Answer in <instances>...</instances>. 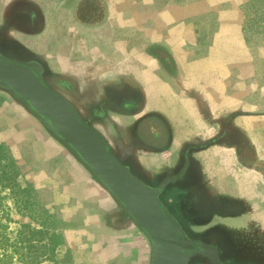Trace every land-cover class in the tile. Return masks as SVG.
Listing matches in <instances>:
<instances>
[{
	"label": "rangeland",
	"instance_id": "1",
	"mask_svg": "<svg viewBox=\"0 0 264 264\" xmlns=\"http://www.w3.org/2000/svg\"><path fill=\"white\" fill-rule=\"evenodd\" d=\"M0 35L52 54L50 85L147 180L169 166L131 143L181 149L162 201L188 232H212L228 262L264 264V0H0ZM180 94L186 113H169ZM130 108L131 143L119 114ZM150 252L87 167L0 88V264H150Z\"/></svg>",
	"mask_w": 264,
	"mask_h": 264
},
{
	"label": "water",
	"instance_id": "2",
	"mask_svg": "<svg viewBox=\"0 0 264 264\" xmlns=\"http://www.w3.org/2000/svg\"><path fill=\"white\" fill-rule=\"evenodd\" d=\"M0 88L33 113L79 159L150 243V264H189L186 248L155 189L127 170L105 137L31 64L0 54Z\"/></svg>",
	"mask_w": 264,
	"mask_h": 264
},
{
	"label": "flooded vegetation",
	"instance_id": "3",
	"mask_svg": "<svg viewBox=\"0 0 264 264\" xmlns=\"http://www.w3.org/2000/svg\"><path fill=\"white\" fill-rule=\"evenodd\" d=\"M11 18H14V17L12 16ZM10 19L9 18L5 19L6 20L5 23L7 24L10 21ZM0 40L1 41L4 40L3 41L4 51L0 50L1 55L5 57H9V58L19 59L21 61L31 64V66L37 69L39 75L43 78V80H45V82H47L50 85L52 75H50L48 72L50 68H52L55 65V61H54L52 54L47 53L41 56L39 51L36 49V47H34L33 44H29V43L21 42V41L15 42L13 40L5 41L4 35H0ZM17 47H18V51L14 52V49ZM75 60H78V57H75ZM80 117L86 122H88V120L85 119L83 116L80 115ZM122 136H125L126 139H128V141H130L131 143V139L129 135H127V133L125 135L121 133V138ZM133 147L138 148L137 146H133ZM114 155L117 157V159H119V161L122 164H124L127 167V170L130 173H132L133 175L141 179L146 185L154 188L155 193L160 199H161V192L163 191V188L170 181L175 182L178 179V176L180 174L178 173V175H175L169 170V172L166 173L168 174V176H166V179L164 180L159 179V174L161 173H155L153 177L151 178V180H147L141 173H139L136 169L132 168L126 159L121 158L116 154ZM162 203L165 209L167 210V213L173 216L174 218L173 224L177 230L178 236L182 240L189 241V245L186 248V253L189 255V264H254L251 261H237L234 263L228 262L227 258L230 255H227L226 257L224 256L225 258L221 257L217 253V250L215 249V247L211 244V243H214L213 242L214 240H216L213 237L212 232H206L199 236L193 235L190 231L188 232L187 229L185 228L181 220L180 214L177 211H174L168 208L163 201ZM207 240L211 242H208Z\"/></svg>",
	"mask_w": 264,
	"mask_h": 264
},
{
	"label": "crops",
	"instance_id": "4",
	"mask_svg": "<svg viewBox=\"0 0 264 264\" xmlns=\"http://www.w3.org/2000/svg\"><path fill=\"white\" fill-rule=\"evenodd\" d=\"M137 72H139V73H141L142 74V71H140V70H137ZM138 74V73H137ZM126 79V77L124 78V79H119V80H112L111 81V83H108V86H107V88L106 89H113V90H115V87H118L119 85H120V83H122L124 80ZM137 80H139V78L137 79ZM138 82V81H137ZM137 87V86H136ZM135 89H137V88H135ZM183 94H180V95H178V97L177 98H179V104H175V105H170V106H168L167 107V110L169 111V113H173L174 112V110H180L182 113H186V110L185 109H188V107H189V104H188V102H190L191 100L187 97V96H184ZM181 101H183L184 102V104H181L180 102ZM142 102V101H141ZM182 102V103H183ZM138 107V106H137ZM184 109V110H183ZM131 111H133V112H131ZM146 111V104H145V107H142V110L141 111H139L140 113L141 112H143L144 113V115H150L151 113H154V112H158V111H161V110H154V111H152V112H145ZM161 112H163V111H161ZM164 113V112H163ZM120 114V116L121 117H126L127 119L129 118V121L128 122H130L129 123V131H130V133L128 134L129 135V137H130V139H131V135H132V133H133V126L136 124L137 125V121H136V119H135V116H136V113H135V110H133L132 108H130L129 110H125L124 112H121V113H119ZM137 114H139L138 112H137ZM143 115V116H144ZM152 116V115H151ZM153 120H152V123L153 122H157V123H159V124H162L163 122H165L164 120H161V118L160 117H151ZM158 118V119H157ZM167 124V127L168 128H173V139H174V135H175V129H176V127H173L172 125H171V123L169 122H167L166 123ZM137 132V131H136ZM137 134V133H136ZM138 135V134H137ZM138 136H140L141 137V135L139 134ZM175 144V143H174ZM132 146H134L133 144H131ZM138 148V150H140V151H142V152H145V154H148V155H151V156H153V157H155V159H162V158H164L163 160H165L164 162H166V164L169 166V169L168 170H170V165H171V163L174 161V157H173V152L172 151H182L181 149L180 150H177L174 146H173V148L171 149V150H167V151H164V152H162V153H155L154 151H152V150H150L149 148H147V147H140V146H137ZM150 156V157H151ZM167 172H169V171H167ZM181 173V172H180ZM181 175H179L178 176V178L180 177Z\"/></svg>",
	"mask_w": 264,
	"mask_h": 264
}]
</instances>
